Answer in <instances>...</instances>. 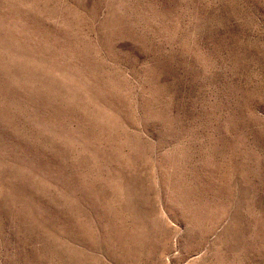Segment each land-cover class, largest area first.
Here are the masks:
<instances>
[{
  "label": "rangeland",
  "instance_id": "obj_1",
  "mask_svg": "<svg viewBox=\"0 0 264 264\" xmlns=\"http://www.w3.org/2000/svg\"><path fill=\"white\" fill-rule=\"evenodd\" d=\"M0 264H264V0H0Z\"/></svg>",
  "mask_w": 264,
  "mask_h": 264
}]
</instances>
